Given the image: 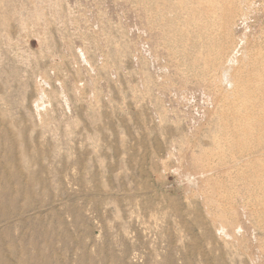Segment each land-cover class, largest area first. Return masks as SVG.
Instances as JSON below:
<instances>
[{
    "label": "rangeland",
    "instance_id": "374dc122",
    "mask_svg": "<svg viewBox=\"0 0 264 264\" xmlns=\"http://www.w3.org/2000/svg\"><path fill=\"white\" fill-rule=\"evenodd\" d=\"M228 1L0 0V264H264V0Z\"/></svg>",
    "mask_w": 264,
    "mask_h": 264
},
{
    "label": "bare ground",
    "instance_id": "6f19581e",
    "mask_svg": "<svg viewBox=\"0 0 264 264\" xmlns=\"http://www.w3.org/2000/svg\"><path fill=\"white\" fill-rule=\"evenodd\" d=\"M213 1H216V0H206L205 2H203V0H195V3H194V5H193V7H195V9H196V11L201 15V16H207V15H209L211 12H213V11H216L217 10V5H216V3H213ZM217 1H219V2H221V3H223V4H226L227 6H230L231 4H230V2L228 1V0H217ZM232 2L234 1V0H231ZM229 8H230V10H231V7H228V8H226L225 10H226V12H227V15L228 16H231L232 14H231V12H230V10H229ZM233 11V10H232ZM196 27H199V25H196ZM227 71V70H226ZM226 71H225V73H224V78L228 81L229 80V77H228V74L226 73ZM244 82V78L243 77H239L238 79H237V85L239 86L238 88H236L235 89V91H237V92H239L241 95H242V97H243V99H244V96L246 97V96H248V95H252L251 93H249V94H247V92H249V90L248 89H243L242 88V83ZM237 94V93H236ZM240 95V96H241ZM263 95H264V93H263ZM234 97V96H233ZM242 97H240V98H242ZM248 97H250V96H248ZM224 101V100H223ZM226 102V101H225ZM246 102V100H243V102L242 103H245ZM232 103V102H231ZM225 104V103H224ZM226 105V104H225ZM232 105H235V103L234 104H232ZM231 105V106H232ZM228 106V105H227ZM250 106L251 105H245V109H247L248 110V113H249V115H253V114H255V113H257L258 114V116H260L261 114H262V112H261V106H255V105H252V107L250 108ZM223 107V106H222ZM225 107V106H224ZM224 107H223V109H224ZM225 108H227V107H225ZM228 109H231L230 108V105H229V108ZM232 109L234 110V108L232 107ZM225 110V109H224ZM227 110V109H226ZM232 110V111H233ZM232 111L230 110V112L232 113ZM236 111V110H235ZM222 112H224V111H222ZM237 118H240V119H242V116H239V117H237L236 116V119ZM21 151V150H20ZM246 153H244V154H241V157H243V156H250V158L248 159V160H246V163L244 164V166L245 167H252V168H254V170H255V184H256V186L258 187V188H260V189H262V190H264V148H262V147H258V148H252V147H247L246 148ZM201 152H206L205 150H201ZM263 156V157H262ZM248 161V162H247ZM248 165V166H247ZM6 174V173H5ZM245 182V181H244ZM243 182V183H244ZM245 186V185H244ZM27 191V190H26ZM248 191V190H247ZM246 192V191H245ZM264 192V191H263ZM262 192V194H264ZM247 193V192H246ZM4 194V193H3ZM29 194V193H28ZM248 194V193H247ZM5 195V194H4ZM247 197V196H246ZM262 197H263V195H262ZM264 198V197H263ZM264 200V199H263ZM6 201V200H5ZM12 209V208H11ZM254 209H256V208H254ZM15 210V209H14ZM253 212V211H252ZM251 212V213H252ZM14 213V212H13ZM253 215H254V212H253ZM256 215H257V217H258V219L259 220H263L264 219V214L262 213V212H259L258 210H257V212H256ZM255 215V216H256ZM248 216V215H247ZM249 216H250V212H249ZM251 217V216H250ZM21 218V217H20ZM252 218V217H251ZM256 219V218H255ZM258 220V221H259ZM198 221V220H197ZM250 221H252L253 222V220H250ZM264 222V221H263ZM263 222H262V224H263ZM261 223V222H260ZM257 225H258V223H256ZM264 225V224H263ZM262 225V226H263ZM260 226H261V224H260ZM264 228V227H263ZM264 230V229H263ZM262 232V231H261ZM42 236V235H41ZM41 238V237H40ZM26 245V244H25ZM26 251H27V249H26ZM25 254V253H24ZM36 254V253H35ZM26 255V254H25ZM1 256V255H0ZM29 256V255H28ZM35 256H37V255H35ZM37 263V262H36ZM167 264V263H166Z\"/></svg>",
    "mask_w": 264,
    "mask_h": 264
}]
</instances>
